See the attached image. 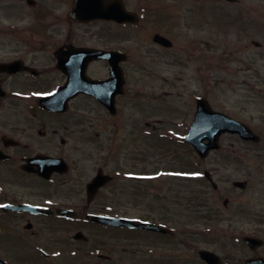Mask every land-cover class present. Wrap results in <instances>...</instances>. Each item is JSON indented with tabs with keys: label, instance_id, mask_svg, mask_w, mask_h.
Here are the masks:
<instances>
[{
	"label": "flooded vegetation",
	"instance_id": "obj_1",
	"mask_svg": "<svg viewBox=\"0 0 264 264\" xmlns=\"http://www.w3.org/2000/svg\"><path fill=\"white\" fill-rule=\"evenodd\" d=\"M78 1L89 0H0V257L6 264H209L200 256V242L194 240L204 239V231L193 230L191 225V218L205 221V215L189 210L188 184L177 191L182 211H175L172 183L157 181L159 166H154L148 152L132 158L129 175L112 174L96 193L90 192L88 186L97 172L84 173L75 154L92 141L102 145V126L108 124L113 131L118 124L102 121L98 108L88 112L75 102L89 98L111 119L119 116L117 103L118 111L111 114L85 93L69 100L68 110L62 112L49 110L42 102L67 84L71 73L81 76L84 65L90 79H107L109 60L88 61L86 50L126 52L112 38L121 39L125 27L141 29L138 22L74 20L69 14ZM93 1L103 2L107 9L117 2L137 14L145 7L144 0L136 1L139 5L132 0ZM101 22L100 30L87 27ZM98 34L103 40L93 42ZM126 62L120 63L125 78ZM131 91L126 78L123 94L116 100ZM85 112L102 123L94 119L93 127L86 125ZM143 124L150 127L149 122ZM138 127L143 137L150 136L149 130ZM244 142L258 145L261 140ZM96 169L111 175L103 164ZM127 191L145 202L146 207L137 204L143 206L138 214L129 215L123 207ZM254 208L259 205L249 208L250 219L255 228L257 224L263 227L264 209ZM90 214L132 217L152 226L103 224L90 219ZM262 239L261 246L252 242L254 259L264 257ZM236 259L240 263L241 258Z\"/></svg>",
	"mask_w": 264,
	"mask_h": 264
},
{
	"label": "rangeland",
	"instance_id": "obj_2",
	"mask_svg": "<svg viewBox=\"0 0 264 264\" xmlns=\"http://www.w3.org/2000/svg\"><path fill=\"white\" fill-rule=\"evenodd\" d=\"M136 1L141 0L131 2L136 4ZM144 1L146 6L139 10L141 29L125 27L121 39L111 40L126 48L129 56L126 78L132 91L118 99L119 116L111 119L106 110L89 98L75 102L76 107L87 108L88 112L98 108L102 121L118 124L113 131L108 124L102 126V145L92 141L78 149L81 151L75 154L78 165L84 173H94L98 164H103L109 172L117 174L133 169L132 158L144 157L145 152L156 155L171 151L163 163V167L170 168L169 177L163 178L161 173L157 181L172 183L175 211H182L177 191L187 184L199 183L197 188L207 192L206 201L214 206L210 211L197 204L189 209L210 218V221L191 218L192 228L196 227L193 230H203L205 235L204 239L194 240L223 257L229 253L244 261L253 255V250L243 237L253 234L264 238V226L257 224L255 228L249 212L256 205L264 209V0ZM103 24L92 23L87 27L100 30ZM155 32L169 36L174 46L163 48L156 44ZM96 38L93 42L103 40L100 34ZM254 40L260 41L261 46H256ZM202 95L211 106L257 129L261 143L253 145L236 134L225 133L220 150L199 159L182 137L191 124L196 100ZM88 112L84 113V123L93 127L95 115ZM144 122L156 125L155 129L148 127L157 132L154 136L143 137L137 131L138 125L146 127ZM170 132L175 140L160 137ZM186 164L189 169L194 166L201 171V176L205 169L212 171L219 183L218 191L209 188L210 183L205 179L182 181L172 177L173 167L182 169ZM111 196L116 198V194ZM123 196V207L129 215L138 214L145 205L131 191ZM227 198L226 207L223 201ZM261 251L264 252V246Z\"/></svg>",
	"mask_w": 264,
	"mask_h": 264
},
{
	"label": "water",
	"instance_id": "obj_3",
	"mask_svg": "<svg viewBox=\"0 0 264 264\" xmlns=\"http://www.w3.org/2000/svg\"><path fill=\"white\" fill-rule=\"evenodd\" d=\"M90 5V10L94 9L96 11H98L99 6L94 4V3H89ZM156 40H158L160 43L163 44H167V45H171V42L169 41V39L163 37L160 34L156 35ZM111 57V56H110ZM120 81L119 79H116L114 81H112L113 83ZM82 84H76V82L70 85V87L73 88H77L78 86H80ZM115 85V84H114ZM79 90H86V91H91L90 87L88 85L83 84L81 88L77 89L76 91ZM114 102V100H113ZM112 100L110 102L107 101V104L109 106L113 105ZM207 110L208 112H212V117L214 119V121L218 122L220 121L221 124H214V132L211 135H199V133L197 132L198 129H201L199 126V119L201 118V116L203 115L204 111ZM224 131H230L232 133L234 132H238L240 134L241 137H246V138H254V139H258V136H255L248 127H245L242 129L241 123L237 120H233L232 118H230L229 116L225 115V114H221L219 112H215L212 111L210 106L207 105V103L205 101H202V104H199V111L196 115V120L194 121V123L192 124L191 127V131L189 133L188 136L185 137V140H187L190 143H193L195 145V147L197 148V150L200 151L201 155H206L212 148H216L219 147L218 144V140H219V136L224 133ZM205 139H209V142H205ZM98 219H101L102 221H104L105 218L103 217H99ZM246 242L248 244H252V237H246L245 238ZM253 245V244H252ZM207 258L210 257L211 262H214V258L217 257L215 256L213 253L209 252V254L205 255ZM248 264H254V259H251V261H248Z\"/></svg>",
	"mask_w": 264,
	"mask_h": 264
}]
</instances>
